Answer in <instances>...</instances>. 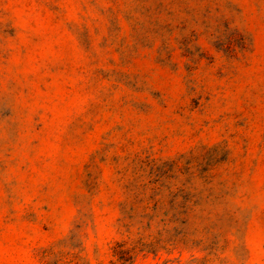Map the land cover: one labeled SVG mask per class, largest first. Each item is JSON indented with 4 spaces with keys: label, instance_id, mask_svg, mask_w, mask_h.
I'll list each match as a JSON object with an SVG mask.
<instances>
[{
    "label": "rangeland",
    "instance_id": "1",
    "mask_svg": "<svg viewBox=\"0 0 264 264\" xmlns=\"http://www.w3.org/2000/svg\"><path fill=\"white\" fill-rule=\"evenodd\" d=\"M0 264H264V0H0Z\"/></svg>",
    "mask_w": 264,
    "mask_h": 264
}]
</instances>
